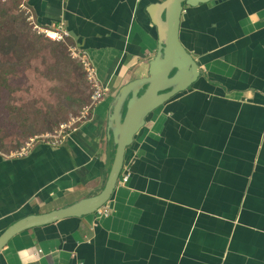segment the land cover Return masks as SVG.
Instances as JSON below:
<instances>
[{"label": "crops", "instance_id": "1", "mask_svg": "<svg viewBox=\"0 0 264 264\" xmlns=\"http://www.w3.org/2000/svg\"><path fill=\"white\" fill-rule=\"evenodd\" d=\"M164 0H27L43 28L64 24L107 88L63 145L0 155V235L105 189L108 118L120 89L149 75ZM152 13V12H151ZM180 40L202 75L147 119L127 148L114 213L15 236L0 264H264V0L185 7Z\"/></svg>", "mask_w": 264, "mask_h": 264}, {"label": "rangeland", "instance_id": "2", "mask_svg": "<svg viewBox=\"0 0 264 264\" xmlns=\"http://www.w3.org/2000/svg\"><path fill=\"white\" fill-rule=\"evenodd\" d=\"M31 15L26 0H0L1 25L21 27L15 34L7 29L0 40V155L5 157L32 140L34 146L52 141L92 94L81 63L72 55V41L62 44L44 36L55 44L46 43L35 53L29 49L27 37L39 35Z\"/></svg>", "mask_w": 264, "mask_h": 264}, {"label": "water", "instance_id": "3", "mask_svg": "<svg viewBox=\"0 0 264 264\" xmlns=\"http://www.w3.org/2000/svg\"><path fill=\"white\" fill-rule=\"evenodd\" d=\"M212 1L216 0H164L151 7L152 13H149L159 35L158 53L150 64L149 75L122 87L114 100L108 118V138L113 140L116 151L114 155L111 149L108 152L110 174L105 189L68 208L18 221L0 235V252L22 232L67 218L93 215L112 199L127 148L133 144L149 116L188 91L201 77L199 64L180 40V27L185 7L193 8Z\"/></svg>", "mask_w": 264, "mask_h": 264}, {"label": "built area", "instance_id": "4", "mask_svg": "<svg viewBox=\"0 0 264 264\" xmlns=\"http://www.w3.org/2000/svg\"><path fill=\"white\" fill-rule=\"evenodd\" d=\"M27 1V0H26ZM31 21L34 26V30L40 34L44 35L50 40L54 42H62L66 43L68 39H70V35L65 28L64 24H59L53 28H43L40 25H38L35 22V19L33 15H31ZM72 50V55L74 59L78 60L87 77V81L92 88V94L89 98L88 103L82 108L79 115H77L76 118H73L69 125L62 126L61 133L57 136L52 137V141H43L45 144H49L53 147H59L63 145L67 140H69V137H71L73 134H76L80 126L84 123H88L91 120L92 114L95 111V109L104 101L106 95H107V88L99 81L97 71L95 67L92 65V63L89 61L87 54L81 50L80 47H77L74 45ZM69 129L68 132L64 133V130ZM34 140H32L31 143L28 144V146L18 153L14 155V157H23L27 155V153L32 149L34 146ZM131 177V169L129 166H124L122 169V173L120 176V182L125 185L128 183L129 179ZM114 213L113 205L111 203V200L105 204L103 207H101L97 212L95 213V216L99 221L103 218H109Z\"/></svg>", "mask_w": 264, "mask_h": 264}, {"label": "trees", "instance_id": "5", "mask_svg": "<svg viewBox=\"0 0 264 264\" xmlns=\"http://www.w3.org/2000/svg\"><path fill=\"white\" fill-rule=\"evenodd\" d=\"M7 16L8 15H6L4 17L8 18ZM6 18H3V19H6ZM26 19L28 21V18H26ZM23 21H24V19H23ZM3 22H5V20ZM24 23H25V21H24ZM20 28L17 27L15 24H12L11 27H4L1 25V21H0V40L2 39V41H4L2 37L5 34V32H7L8 30H10V31H8L7 34H11V33L15 34ZM69 40L72 41L71 38L68 39L67 41H69ZM26 41L30 42L29 49L33 53L38 52L39 50L43 49L46 43L55 44V43H52V41L45 39L44 35H40V34L38 36L36 34V36H34L32 38L27 37ZM15 44H17V42L14 43L13 45H15ZM62 44H64V43H62ZM60 47H63V45H60Z\"/></svg>", "mask_w": 264, "mask_h": 264}]
</instances>
